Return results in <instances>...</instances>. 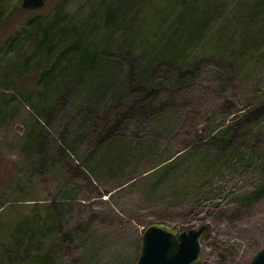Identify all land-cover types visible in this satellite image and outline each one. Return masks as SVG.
Listing matches in <instances>:
<instances>
[{
  "label": "rangeland",
  "instance_id": "obj_1",
  "mask_svg": "<svg viewBox=\"0 0 264 264\" xmlns=\"http://www.w3.org/2000/svg\"><path fill=\"white\" fill-rule=\"evenodd\" d=\"M137 1L115 32L96 23L102 0H44L39 11L0 0V264H136L151 223L207 225L197 264H249L264 250V12L197 0L215 8L172 67L189 75L162 67L137 88L131 67L168 37L144 21L156 2ZM56 10L117 64L42 80L58 55L36 52L30 20ZM147 29L140 45L129 40ZM231 139L239 149L223 147ZM19 226L25 240L13 245Z\"/></svg>",
  "mask_w": 264,
  "mask_h": 264
},
{
  "label": "trees",
  "instance_id": "obj_2",
  "mask_svg": "<svg viewBox=\"0 0 264 264\" xmlns=\"http://www.w3.org/2000/svg\"><path fill=\"white\" fill-rule=\"evenodd\" d=\"M140 1V4L143 2V6L146 7L156 2L154 6H151L152 14L148 16V20L144 18V21L145 23L148 21L152 23L151 25L157 26L160 31H163V35H167L168 37L166 41L160 39L153 41V44H145L148 55L146 54L143 57V62H135L131 67L132 69L136 68L135 81L132 86L137 88H140L139 86L143 85L142 83L146 79H148L146 81L148 83L152 79V75L162 69V67L176 69L172 67L184 60L185 45L193 39V35H197L204 29L208 21L205 9L209 7H211L210 9L215 8V6L207 5L206 3L201 5L197 0ZM253 1L252 10L255 13L264 12V0ZM137 4L138 1L136 2V0H102L100 4L96 5L98 6L96 23L102 25L104 30L116 32L119 28L118 25L134 12ZM164 14L171 17L172 22L176 25L172 33L162 27ZM53 15L49 19L35 17L30 20L32 30L38 37L35 48L36 52L47 57L58 55V62L49 71L42 74V80L47 79V81L51 82L53 79L60 78L64 82L65 79L70 77H74V79L80 77L78 79H83L84 77H93L94 75L99 76L103 74L107 66H114V63L117 64L118 60L113 59L110 49L104 46V44H100L96 49H89L84 45V32H80V28H83L81 27L82 25L77 28L60 25L58 21L59 10H56ZM83 30L85 29L83 28ZM140 32H133L128 37L129 40H132L133 44L139 41L138 45H140L144 39L149 37L148 29L146 30L145 37ZM121 47L124 46L121 45ZM121 47H118L119 51ZM74 62H77L79 65L80 73L74 72ZM175 71L178 72V77L182 79H186V75H189L188 71H184V74H180L181 72L177 69ZM149 83L151 84V82ZM99 84L109 85V81L103 80ZM228 129L230 127H227ZM227 146L233 150L239 149L236 139L228 140V144L223 145V147ZM235 154L237 153H232V155ZM25 235L21 226H19L9 235L10 242L13 245L23 243Z\"/></svg>",
  "mask_w": 264,
  "mask_h": 264
},
{
  "label": "water",
  "instance_id": "obj_3",
  "mask_svg": "<svg viewBox=\"0 0 264 264\" xmlns=\"http://www.w3.org/2000/svg\"><path fill=\"white\" fill-rule=\"evenodd\" d=\"M44 0H22V9L39 11ZM207 225L179 232L164 223H151L141 234V247L136 264H197L202 250L201 239ZM249 264H264V250Z\"/></svg>",
  "mask_w": 264,
  "mask_h": 264
}]
</instances>
